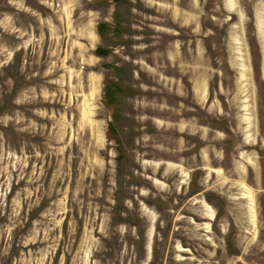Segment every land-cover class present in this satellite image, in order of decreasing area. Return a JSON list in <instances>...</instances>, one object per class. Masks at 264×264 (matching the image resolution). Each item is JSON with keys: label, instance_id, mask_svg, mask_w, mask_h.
Returning <instances> with one entry per match:
<instances>
[{"label": "rangeland", "instance_id": "1", "mask_svg": "<svg viewBox=\"0 0 264 264\" xmlns=\"http://www.w3.org/2000/svg\"><path fill=\"white\" fill-rule=\"evenodd\" d=\"M234 7L0 0V264H264V0Z\"/></svg>", "mask_w": 264, "mask_h": 264}, {"label": "trees", "instance_id": "2", "mask_svg": "<svg viewBox=\"0 0 264 264\" xmlns=\"http://www.w3.org/2000/svg\"><path fill=\"white\" fill-rule=\"evenodd\" d=\"M105 27H107V24H106V22H101V23H99V27H98V29H99V31H101V34L104 36V38H105V35H106V33H104L105 32ZM104 52H107V51H104ZM110 84H108V82L105 84V90H104V95H105V98H106V100H110V99H112V94H111V92H110V90H112L111 89V87L109 86ZM110 89V90H109Z\"/></svg>", "mask_w": 264, "mask_h": 264}, {"label": "crops", "instance_id": "3", "mask_svg": "<svg viewBox=\"0 0 264 264\" xmlns=\"http://www.w3.org/2000/svg\"><path fill=\"white\" fill-rule=\"evenodd\" d=\"M230 1L222 0V5H223L224 8H226V10H231V9L235 8L234 6L237 3V0H230ZM258 9H261L264 12L262 7H258L256 12L258 11Z\"/></svg>", "mask_w": 264, "mask_h": 264}]
</instances>
